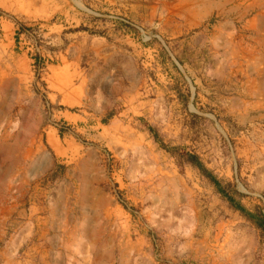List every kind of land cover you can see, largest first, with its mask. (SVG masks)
Instances as JSON below:
<instances>
[{
    "label": "rangeland",
    "instance_id": "374dc122",
    "mask_svg": "<svg viewBox=\"0 0 264 264\" xmlns=\"http://www.w3.org/2000/svg\"><path fill=\"white\" fill-rule=\"evenodd\" d=\"M35 8L0 12V264H264V232L147 131L264 215V0Z\"/></svg>",
    "mask_w": 264,
    "mask_h": 264
},
{
    "label": "trees",
    "instance_id": "16d2710c",
    "mask_svg": "<svg viewBox=\"0 0 264 264\" xmlns=\"http://www.w3.org/2000/svg\"><path fill=\"white\" fill-rule=\"evenodd\" d=\"M18 41V35L15 36V42ZM181 103L186 106L188 103V100L181 101ZM194 103V101H192ZM148 133L154 140V143L158 145V147L165 151L169 156L173 157L176 161V164L178 166L183 165H189L193 169L197 170L201 176H203L205 179L208 180V182L214 187V189L222 195L228 203L231 205V207L234 210L239 211L243 217H245L249 222H251L257 229L264 232V215L260 210H255L253 212L246 210L242 206H240V203L236 202L233 197L229 196L228 193L225 191L221 183L217 180L216 177H214L202 164L200 159L197 155L192 153L187 154H181L180 149L178 147H171L169 145L163 144L155 131H153L151 128L147 129ZM59 136H62V132L59 131Z\"/></svg>",
    "mask_w": 264,
    "mask_h": 264
},
{
    "label": "crops",
    "instance_id": "0c3cea01",
    "mask_svg": "<svg viewBox=\"0 0 264 264\" xmlns=\"http://www.w3.org/2000/svg\"><path fill=\"white\" fill-rule=\"evenodd\" d=\"M37 0H0V12H5L7 14H12L15 16H31V15H39V11L35 8ZM36 10V11H35ZM6 28L9 30L12 29V33L14 35V31L16 30L15 23L12 21L6 22ZM51 89V93H54V97L57 95V90L60 91L59 88L55 87L53 84L48 86ZM84 90L82 88L78 89L77 92L73 91L74 96L77 99H81Z\"/></svg>",
    "mask_w": 264,
    "mask_h": 264
}]
</instances>
